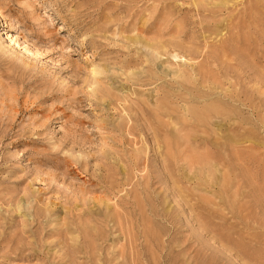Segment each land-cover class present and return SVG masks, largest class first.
Listing matches in <instances>:
<instances>
[{
	"label": "rangeland",
	"instance_id": "1",
	"mask_svg": "<svg viewBox=\"0 0 264 264\" xmlns=\"http://www.w3.org/2000/svg\"><path fill=\"white\" fill-rule=\"evenodd\" d=\"M0 264H264V0H0Z\"/></svg>",
	"mask_w": 264,
	"mask_h": 264
},
{
	"label": "bare ground",
	"instance_id": "2",
	"mask_svg": "<svg viewBox=\"0 0 264 264\" xmlns=\"http://www.w3.org/2000/svg\"><path fill=\"white\" fill-rule=\"evenodd\" d=\"M188 49L191 50L192 48H188ZM190 50H189V51H190ZM192 50H193V49H192ZM192 50H191V51H192ZM189 51H188V52H189ZM193 51H195V50H193ZM196 52H197V51H196ZM192 53H193V52H192ZM192 53H191V54H192ZM158 54H159V53H158ZM198 54H200V53H198ZM176 56H177V54H176ZM178 56H181V55H178ZM188 56H189V54H188ZM189 57H190V56H189ZM198 57H199V56H198ZM198 57H197V58H198ZM175 58H176V57H175ZM186 58H187V57L184 58L185 61L189 60V59H186ZM197 58H196V59H197ZM180 59H181V58H180ZM193 59H194V57H193ZM193 59L190 58V60H192V61H193ZM196 59H195V60H196ZM190 60H189V61H190ZM195 60H194V61H195ZM201 60H202V59H201ZM201 60H200V61H201ZM190 62H191V61H190ZM197 62H198V60H197ZM201 62H202V61H201ZM195 63H196V62H195ZM198 63H199V62H198ZM192 64H194V62H193ZM204 64H205V63H204ZM206 64H207V63H206ZM196 65H198V64H196ZM199 65H200V63H199ZM199 65L197 66V71H198V68H199V69L203 68V71L206 72V75H207V74H210V75L212 76V79H213V77L215 78V77L217 76V75H216V76L212 75V74H216V73H215V69H213L212 67H211V68H212V72H214V73L211 74L210 71H208V72H209V73H208V72L205 70V67H204L205 65H203V67H202V66L199 67ZM184 68H185V69L182 68L184 71L187 70L186 66H185ZM188 68H189V67H188ZM193 68H194V67H193ZM208 69L211 70L210 67H208ZM190 70H191V69H190ZM213 70H214V71H213ZM184 71H183V72H184ZM191 71H193V70H191ZM203 71H202V72H203ZM180 72H181V71H180ZM183 72H182V73H183ZM185 72H186V71H185ZM185 72H184V73H185ZM199 72H201V71H199ZM178 73H179V72H178ZM187 73L189 74V71H188V70H187ZM192 73H193V72H192ZM195 74H197V73L195 72ZM198 74H199V73H198ZM201 74H202V73H201ZM203 74H204V72H203ZM203 74H202V75H203ZM179 75L181 76V74H179ZM183 75H185V74H183ZM193 75H194V74H193ZM175 76H176V74H175ZM196 76H199V75H196ZM200 76H201V75H200ZM207 76H208V75H207ZM211 76H209V77H211ZM191 77H192V76H191ZM176 78H180V77L178 76V77H176ZM176 78H175V81H176ZM186 78H187V79H186ZM189 78H190V76H189V77H185V80L189 81V83H190V81L193 80L194 78L188 80ZM203 78H204V77L202 76V79H203ZM218 78H219V77H216V79H218ZM210 79H211V78H210ZM212 79H211V80H212ZM194 80L196 81V79H194ZM203 80H204V79H203ZM203 80H202V81H203ZM187 81H186V82H187ZM195 81H194V82H195ZM200 81H201V80H200ZM212 81H213V80H212ZM212 81H211V82H212ZM186 82H185V83H186ZM203 82H205V81H203ZM206 82H207V80H206ZM175 83H176V82H175ZM185 83H183V84H185ZM187 83H188V82H187ZM190 84H193V81H191ZM180 85L182 86V83L179 84V86H180ZM193 85L196 86L195 83H194ZM183 87H184V86H182V89H183ZM186 91H187V90L185 89V91H183V92H186ZM187 92H188V91H187ZM187 92H186V93H187ZM178 93H180V92H178ZM178 93H177V95H178ZM189 93H190V92H189ZM196 93H197V92H196ZM182 94H183V93H182ZM192 94H193V93H192ZM179 95H180V94H179ZM179 95H178V96H179ZM183 95H184V94H183ZM183 95H181V96H183ZM189 95H191V93L188 94V96H189ZM193 95H195V94H193ZM175 96H176V95H175ZM190 97H192V96H190ZM200 97H201V96H200ZM192 98H193V97H192ZM194 98H195V97H194ZM197 98H198V97H197ZM197 98H196V99H197ZM201 98H202V97H201ZM202 99H203V98H202ZM184 100H186V102H187V100L191 102V99L189 100V98H185ZM203 100H204V99H203ZM183 102H184V101H183ZM204 102H206V101H204ZM208 102H209V101H207V104H205L206 107H209V106H207L209 103H210L209 105H211V101H210L209 103H208ZM212 102L215 103V104H214L215 107L213 106V103H212L211 106H213L214 108L219 107V106H216L217 104H216L215 101H212ZM198 107H199V106H198ZM220 108H221L222 111H224L223 107H219V110H220ZM200 109H201V110H200ZM200 109L198 108V111H197V112H199V110L201 111L200 113H198V115H201L202 110H203L204 108L202 109V106H201ZM209 109H211V108H209ZM211 110H212L213 112L216 111V112L218 113V108H217V110H214V109H211ZM190 111L193 112V110H190ZM208 111H210V110H208ZM208 111L203 110V114H204V112H205V114H206V113H209ZM226 111H227V110H225V112H226ZM216 112H215V113H216ZM193 114H194V112H193L191 115H193ZM213 114H214V113H213ZM214 115H216V114H214ZM214 115H213V116H210L209 118L207 117V120L210 119L211 117H212V118H216V117H214ZM218 115H220V113H218ZM193 116H194V115H193ZM206 116H208V115L206 114ZM206 116L202 115V118H203V117L206 118ZM194 117H195V116H194ZM225 117H227V115H225ZM196 118H197V117H196ZM205 118H203L202 120H204ZM218 118H219V117H218ZM218 118H217V119H218ZM192 119H193V118H192ZM197 119H198L197 121L200 120L199 118H197ZM190 120H191V119H190ZM190 120H189V122H190ZM195 120H196V119H195ZM202 120H200V122H199L198 124H201V123L203 122ZM207 120H205L204 123H206ZM222 120H223V119H221V121H222ZM224 120L226 121V119H224ZM229 120H230V119H229ZM191 123H192V121H191ZM204 123H203V124H204ZM209 123H210V121L207 122V124H209ZM225 123H226V122H225ZM227 123H228V122H227ZM188 124H189V123L187 122V125H188ZM196 124H197V123H194L192 128H194ZM198 124H197L196 128H199V127H198ZM203 124H201V125H203ZM207 124H206L207 127H208V126H209V127L211 126V125H207ZM183 125H184V124H183ZM187 125H184V128H185ZM188 126H190V125H188ZM204 126H205V125H203V127H204ZM229 126H230V125H229ZM180 127L182 128V126H180ZM190 127H191V126H190ZM201 127H202V126H200V130L203 129V127H202V129H201ZM207 127H206V128H207ZM209 127H208V128H209ZM211 127H213V126H211ZM211 127H210V128H211ZM230 127H231V126H230ZM188 128H189V127H188ZM192 128H189V129L191 130ZM196 128H194V129L192 130L194 133H195L194 130H195ZM206 128H205V129H206ZM210 128L208 129L209 131H210ZM235 128H236V127H235ZM237 128H238V127H237ZM205 129H204V130H205ZM212 129H213V128H212ZM197 130H199V129H197ZM204 130H203L201 133H203ZM227 130H228V129H227ZM206 131H207V130H205V132H206ZM207 132H208V131H207ZM207 132H206V133H207ZM213 133H214V132H213ZM222 133H224V132H222ZM226 135H227V137H226V136H225V137L223 136V137H224L223 139H225V141H226L227 138H230V137H231V136L229 135V133H226ZM229 136H230V137H229ZM196 137H197V136H196ZM199 138H200V137H199ZM168 139H169V138H168ZM168 139H167V140H168ZM196 139H197V138H196ZM202 139H203V138H202ZM202 139H199V140L202 141ZM205 139H206V138H205ZM223 139H221V140H223ZM230 139L232 140V138H230ZM192 140H194V139H192ZM207 140H208V139H207ZM209 140H211V139H209ZM221 140H220V141H221ZM204 141L206 142V140H204ZM218 141H219V140H218ZM220 141H219V142H220ZM173 142H174V141H173ZM197 142H198V141H197ZM213 142H214V143H213ZM216 142H217V141H216ZM221 142H222V141H221ZM221 142H220V143H221ZM223 142H224V141H223ZM227 142H228V144H231V141H230L229 139H227ZM229 142H230V143H229ZM157 143H158V141H157ZM166 143H167V142L164 141V146H165ZM207 143H208V142H207ZM217 143H218V142H217ZM220 143H218V144H220ZM169 144H171V143L168 142V143H167V145H168L167 147H171V146H169ZM173 144H174V143H173ZM212 144H216L215 141H212ZM226 144H227V143L225 142V146H226ZM162 145H163V143H162ZM174 145H175V144H174ZM196 145H197V144H196ZM203 145H204V144H203ZM207 145H208V144H206V146H207ZM164 146H163V147H164ZM225 146L223 145V143H222L221 146L218 145V147H220V149H222L221 147H223V149H224ZM167 147H165V148L167 149ZM209 147H210V146H209ZM218 147H217V148H218ZM226 147H227V146H226ZM230 147H231V146H230ZM171 149H173V147L170 148V149H168V151L171 152ZM226 150H228V149H226ZM158 154H159V153H158ZM169 155H170V154H169Z\"/></svg>",
	"mask_w": 264,
	"mask_h": 264
}]
</instances>
